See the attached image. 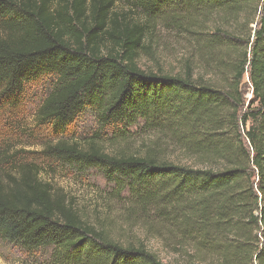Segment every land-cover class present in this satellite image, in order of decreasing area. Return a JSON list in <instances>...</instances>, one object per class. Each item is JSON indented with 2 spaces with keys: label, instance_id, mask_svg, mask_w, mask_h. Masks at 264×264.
Segmentation results:
<instances>
[{
  "label": "trees",
  "instance_id": "1",
  "mask_svg": "<svg viewBox=\"0 0 264 264\" xmlns=\"http://www.w3.org/2000/svg\"><path fill=\"white\" fill-rule=\"evenodd\" d=\"M214 13L238 28L243 14L246 30L256 24L246 41L224 28L194 29L218 80L189 64L179 75L140 67L157 25L187 32L184 23ZM46 78L55 84L36 119L57 136L48 154L100 171L128 214L168 226L210 264H264V0H0V100L14 108ZM88 112L98 132L69 139ZM134 127L165 133L180 154L167 156L159 143L134 147ZM10 152L0 147L1 241L51 249L54 264H165L93 223L46 171Z\"/></svg>",
  "mask_w": 264,
  "mask_h": 264
},
{
  "label": "rangeland",
  "instance_id": "2",
  "mask_svg": "<svg viewBox=\"0 0 264 264\" xmlns=\"http://www.w3.org/2000/svg\"><path fill=\"white\" fill-rule=\"evenodd\" d=\"M249 16V15H248ZM248 18V17H246ZM245 15L241 18L244 27L238 28L235 22L225 21L218 13L200 16L195 26L180 29L174 23L159 24L153 30V39L147 42L149 52L143 53L140 67L145 71L179 75L189 64L196 76H204L207 80H218L211 65L202 60L198 45L194 40V29L224 28L247 40L253 33L256 24L246 30ZM241 24H238V26ZM240 29V30H238ZM55 81L46 78L27 88L26 94L19 99L14 108H8L6 102L0 100V147L7 148L15 155L17 163L36 164L47 173V180L54 189L66 196L93 223L104 225L109 233L123 243L143 244L157 254L165 264H210V260L197 257L194 250L179 244V240L168 226L159 225L152 217L141 214H128L130 205L112 195L113 186L109 185L98 170L82 171L79 166H66L48 154V147L55 144L56 135L48 129L40 127L36 114L43 101L52 90ZM242 90L246 106L252 99V87L249 78H245ZM6 104V105H5ZM98 118L93 112L81 116L69 129L67 137L79 142L92 138L98 132ZM132 128L134 147L143 141L147 144L159 143L166 155L176 158L169 137L159 130H144L142 127ZM114 131L107 130L102 134L108 142ZM107 148L109 145H106ZM0 264H54L51 249L26 251L20 246L0 240Z\"/></svg>",
  "mask_w": 264,
  "mask_h": 264
}]
</instances>
